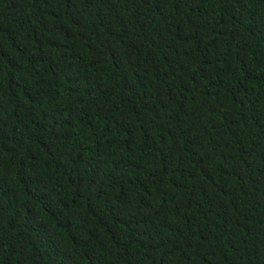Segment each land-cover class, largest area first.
<instances>
[{
	"label": "trees",
	"instance_id": "16d2710c",
	"mask_svg": "<svg viewBox=\"0 0 264 264\" xmlns=\"http://www.w3.org/2000/svg\"><path fill=\"white\" fill-rule=\"evenodd\" d=\"M0 264H264V0H0Z\"/></svg>",
	"mask_w": 264,
	"mask_h": 264
}]
</instances>
